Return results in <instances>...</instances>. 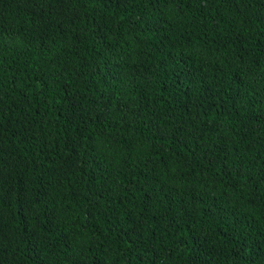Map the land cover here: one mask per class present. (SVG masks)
I'll use <instances>...</instances> for the list:
<instances>
[{
    "label": "trees",
    "instance_id": "trees-1",
    "mask_svg": "<svg viewBox=\"0 0 264 264\" xmlns=\"http://www.w3.org/2000/svg\"><path fill=\"white\" fill-rule=\"evenodd\" d=\"M0 264H264V0H0Z\"/></svg>",
    "mask_w": 264,
    "mask_h": 264
}]
</instances>
